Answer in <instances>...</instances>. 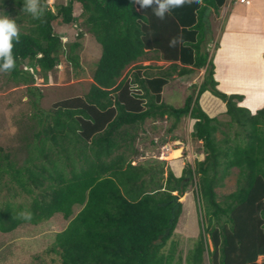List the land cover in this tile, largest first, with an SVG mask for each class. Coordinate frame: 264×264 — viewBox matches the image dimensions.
Returning <instances> with one entry per match:
<instances>
[{"label": "trees", "instance_id": "1", "mask_svg": "<svg viewBox=\"0 0 264 264\" xmlns=\"http://www.w3.org/2000/svg\"><path fill=\"white\" fill-rule=\"evenodd\" d=\"M3 1L10 8L6 14L23 11L24 0ZM225 2L188 0L163 20L133 0H66L55 4V12L40 3L39 19L23 11L28 27L12 50L15 67L1 72L17 84L34 81L24 65L39 68L44 80L61 63L79 67L87 39L99 45L100 55L85 94L57 101L36 116L31 135L19 146L21 160L0 147V185L8 178L6 183L30 197L26 204L7 201L0 207V243L4 234L49 222L56 225L49 250L59 255L60 264H264V107L252 112L239 104L242 95L219 90L212 58L202 45L206 11L218 12ZM54 20L62 29L76 28L66 48ZM151 52L169 65L140 64ZM131 65L132 75L122 78ZM203 68L196 93L182 106L163 100L174 74ZM205 91L225 103L228 122L201 108ZM163 117L173 120L168 132L182 118L194 120L190 137L200 143L203 159L186 164L179 177L169 168L164 178L166 160L132 165L125 155L127 150L139 155L133 143L140 127ZM232 126L237 127L234 137L223 131L216 138L222 127ZM234 167L237 188L218 200L215 189ZM190 185L201 230L183 260L177 242L168 241ZM25 211L31 220L21 217Z\"/></svg>", "mask_w": 264, "mask_h": 264}, {"label": "rangeland", "instance_id": "2", "mask_svg": "<svg viewBox=\"0 0 264 264\" xmlns=\"http://www.w3.org/2000/svg\"><path fill=\"white\" fill-rule=\"evenodd\" d=\"M65 1L39 0V4L46 3L55 12V4ZM225 9L221 11V18L219 19V25L215 34H224L226 28L231 25L238 26L250 33L261 32L264 34V0H246L245 3L238 2L236 5L233 3L226 12ZM0 10L6 14L5 12L10 10V8L3 1V4H0ZM16 10L17 12H9V15L16 19L20 32H27L28 21L26 20V15L20 9ZM235 10L236 12H233ZM75 14H79L78 6L76 7ZM53 24L55 33L61 36L62 45L66 48L70 40H73L71 38L72 35L74 36L72 32L76 28L73 27L74 30L66 27L62 29L58 20H54ZM217 40L211 52L209 51V57L212 60H214V52H217L220 48V44L216 47ZM79 54V67L74 68L67 62L65 64L61 63L46 80L37 74L39 68L33 67V73L30 72L29 67L26 69L23 68L33 74L34 77V81L28 85L23 83L17 84L7 74L0 72V147L6 152H10L15 159L21 160L24 157V153L19 149V146L24 136L31 135L35 118L40 115V112L46 114L55 102L74 96H81L89 90L90 84L92 83L93 71L100 55V47L91 39H87ZM151 59H154L153 54L148 53L139 63L150 64L154 67L166 65L163 61H152ZM200 71L203 74L205 69L203 68ZM220 71L222 73L225 72L223 68H220ZM133 72L134 68L131 65L124 70L122 78L127 74L132 75ZM215 78L217 81L221 79L220 76ZM193 79L194 75L192 74L181 77L177 76L174 82L170 81L168 86H165L163 100L174 107L182 106L186 95L195 94L198 84L201 81V78L195 75V83L188 84V81ZM28 86L34 87V91L30 92ZM235 86H237V83L234 80H231V85L224 80H221L218 84L219 90L227 94L228 91L233 92L237 88ZM261 90L262 88L260 87L256 89L255 93L247 90L246 99H242L239 104L247 107L252 112L261 109H257L258 106H256L259 104L256 95L260 99L264 97V89L263 91ZM235 91H238V89ZM262 93L263 96H261ZM217 117L225 123L229 120L225 114L218 115ZM193 122V119L182 118L178 127L172 132H168L169 127L173 123L172 119L166 117L162 119L157 118L154 121L147 119L140 127L138 136L133 143L134 149L138 151L139 155L133 156L128 150L125 152V155L131 160L132 165L138 164L139 162L142 163L149 158L167 160V164L163 166L164 178L169 168L175 176L179 177L182 175L181 169L186 164H193L195 159H203V154L197 150L200 143L193 141L190 137ZM236 129V126H232L230 129L222 127L216 133V138L221 139L224 136L223 131L228 132L230 137H234ZM174 137L179 140L175 141ZM177 150H180L179 155L174 152ZM237 179L238 169L234 167L231 169L230 175L223 180V186L215 189L218 200H221L223 196L236 190ZM7 181L8 178L0 185V207H4V203L7 201L12 202V204L28 203L30 197L20 192L11 183H6ZM182 200V213L179 217L177 227L168 241V245L171 240L177 242L178 246L182 249L184 260L187 252L193 248V245L197 241L201 230L199 203L195 197L193 185L188 187ZM55 226L54 223L46 222L35 227L27 225L26 229L23 228L18 232L14 231V234H4L3 242L0 243V264H60L59 255L49 250L53 241L52 234L55 232ZM261 260V257H259L258 261ZM205 264L208 263L205 262Z\"/></svg>", "mask_w": 264, "mask_h": 264}, {"label": "crops", "instance_id": "3", "mask_svg": "<svg viewBox=\"0 0 264 264\" xmlns=\"http://www.w3.org/2000/svg\"><path fill=\"white\" fill-rule=\"evenodd\" d=\"M236 3L238 2H235L234 4L236 5ZM232 4L233 3H231L229 0H226L225 5L221 7L218 12H215L214 9L211 8L206 11L204 16L206 30L202 45L203 50L211 52L214 43L218 39L216 47L220 44V48L217 52H214V60H212L214 65L215 77L218 78L220 76L221 78L220 81L217 82L219 84L221 80H224L231 85V80H234V82L237 83V86H235L237 88H235L233 92L228 91V94H240L243 96L244 100L247 97V90L253 91L255 93L258 87L262 88L261 91H263L264 89V34L261 32L250 33L245 29H241L238 26L232 25L226 28L224 34H215V31L219 25V19L221 18V11L226 8V12ZM233 12H236V10ZM233 12L231 11V13ZM151 53L154 57V59H151L152 61H163L164 63H166V65H162L163 67L169 65V62L156 57L157 55H159V53ZM142 65L147 66L150 64ZM220 68H223L225 72L222 73L220 71ZM198 72L199 74H197ZM191 74L194 75V79L188 81V84L192 82L195 83V75L199 76L201 78V81L204 76V73L202 74L201 71H195L188 75ZM175 78H177L176 74L173 75L171 81L174 82ZM237 89L238 91H235ZM261 96H263V93L261 94ZM256 99L257 102H259V104L256 105L258 106L257 109L262 108L264 106V97H261L260 99L258 98V95H256ZM199 103L201 104V108L210 117H217L218 115L220 116L226 111L225 103L218 97L212 95L209 91H205L200 96ZM260 257L261 259H263L262 256Z\"/></svg>", "mask_w": 264, "mask_h": 264}, {"label": "clouds", "instance_id": "4", "mask_svg": "<svg viewBox=\"0 0 264 264\" xmlns=\"http://www.w3.org/2000/svg\"><path fill=\"white\" fill-rule=\"evenodd\" d=\"M133 2L139 4L141 8H151L154 15L163 20L174 11L183 8L188 0H133ZM0 4H3V0H0ZM22 10L31 14L34 19H39L43 13L39 0H24ZM19 39L20 30L16 19L0 10V72H9L14 69L15 57L12 50ZM28 67L25 65L23 68ZM29 69L31 73L34 72V68L29 67ZM21 217L24 220L32 219L30 211L21 213Z\"/></svg>", "mask_w": 264, "mask_h": 264}, {"label": "built area", "instance_id": "5", "mask_svg": "<svg viewBox=\"0 0 264 264\" xmlns=\"http://www.w3.org/2000/svg\"><path fill=\"white\" fill-rule=\"evenodd\" d=\"M230 2H233V3H235V2H244L245 0H229Z\"/></svg>", "mask_w": 264, "mask_h": 264}, {"label": "bare ground", "instance_id": "6", "mask_svg": "<svg viewBox=\"0 0 264 264\" xmlns=\"http://www.w3.org/2000/svg\"><path fill=\"white\" fill-rule=\"evenodd\" d=\"M175 153H178L177 155L180 154V150H177V151H174ZM164 158H167V157H164Z\"/></svg>", "mask_w": 264, "mask_h": 264}]
</instances>
